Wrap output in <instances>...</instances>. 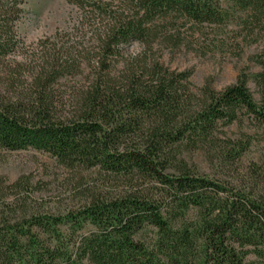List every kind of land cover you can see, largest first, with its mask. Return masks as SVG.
<instances>
[{
    "label": "trees",
    "instance_id": "1",
    "mask_svg": "<svg viewBox=\"0 0 264 264\" xmlns=\"http://www.w3.org/2000/svg\"><path fill=\"white\" fill-rule=\"evenodd\" d=\"M66 1L106 22L97 76L69 116L55 112L54 71L31 100L2 103L0 150L44 152L130 189L65 214H1L0 264H264V164L228 181L201 174L184 157L203 151L233 169L253 137L232 141L223 129L247 118L264 134V49L252 75L256 93L246 75L220 92L210 84L195 89L192 71L172 70L146 52L123 64L132 43L152 51L163 37L179 47L183 31L205 34L233 21L258 43L264 0H230V9L222 0ZM24 5L0 0V59L22 43Z\"/></svg>",
    "mask_w": 264,
    "mask_h": 264
},
{
    "label": "rangeland",
    "instance_id": "2",
    "mask_svg": "<svg viewBox=\"0 0 264 264\" xmlns=\"http://www.w3.org/2000/svg\"><path fill=\"white\" fill-rule=\"evenodd\" d=\"M23 1L25 14L18 26L22 43L14 55L0 59V105L31 100L38 84L58 72V81L51 88L54 109L60 117L69 116L78 95L97 76L95 55L102 23L106 22L86 16L66 0ZM222 3L225 8L233 7L230 0ZM181 33L183 44L179 47L167 43L163 37L153 45L152 51L139 43L126 46L123 64L130 65L134 59L146 57V52L148 57L159 59L172 70L192 71L191 83L195 89L210 84L220 92L246 75L256 93L252 75L260 71L256 56L264 49V40L250 43L253 38L239 21L220 29L208 28L205 34ZM223 130L232 141L253 137L240 162L233 169L228 168L198 151L184 156L191 167L212 178L237 181L253 165L264 164V134L256 124L246 118ZM128 189L129 185L122 179L99 169L66 168L44 152L0 150V215L12 210L65 214L90 204L95 198L122 195Z\"/></svg>",
    "mask_w": 264,
    "mask_h": 264
}]
</instances>
